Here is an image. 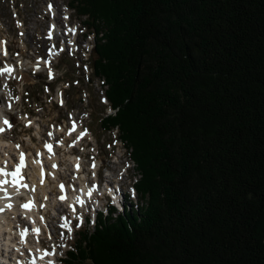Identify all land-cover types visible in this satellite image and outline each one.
<instances>
[{
    "label": "trees",
    "instance_id": "trees-1",
    "mask_svg": "<svg viewBox=\"0 0 264 264\" xmlns=\"http://www.w3.org/2000/svg\"><path fill=\"white\" fill-rule=\"evenodd\" d=\"M72 5L143 176L139 208L80 230L61 264H264V0Z\"/></svg>",
    "mask_w": 264,
    "mask_h": 264
},
{
    "label": "rangeland",
    "instance_id": "rangeland-1",
    "mask_svg": "<svg viewBox=\"0 0 264 264\" xmlns=\"http://www.w3.org/2000/svg\"><path fill=\"white\" fill-rule=\"evenodd\" d=\"M107 6L111 19L119 24L113 9ZM77 13L72 0H0V69L5 66L10 69L0 70V94H3L0 105L11 124V127L5 128V139L14 143L11 149L7 148L5 154H10L15 162L18 161L17 156H20L19 151L26 152V155L34 154L46 170L45 184L51 180L47 188L49 197L45 196L46 191L42 189V176L38 177L40 183L35 184L38 187L34 194L36 205L38 212L44 216L46 227L41 223L43 231L40 230L37 236L33 235L28 240L29 245L34 248L27 249L21 258H28L30 264L50 262L36 261L31 255L39 245L48 250L55 248L56 254L51 259H56L55 263L61 264L62 258H66V252L74 246L80 230H93L99 223V218L110 223H117L119 216L126 218L121 202L106 197L103 186L111 182L128 185L135 176V168L132 166L128 169L125 180L118 173L120 164L124 166V160L129 158L126 147L130 149L133 146L124 138L119 125L105 124L108 118L106 115L111 112L107 106L110 103L107 97L108 85L94 71L95 34L87 27V17ZM68 17L70 20H67ZM123 19L126 20V17ZM51 22H58L66 35L55 37H61V54L47 57L46 63L50 62V65L46 68L43 57L51 47L47 39V28ZM64 24L71 27L77 25L79 30L67 34L70 30ZM124 28L127 31L129 29ZM62 30L58 33H63ZM69 40L75 41L79 49L68 50ZM90 46L91 50L88 49ZM119 110L120 107L115 108V113L110 118L117 116ZM149 150L146 149V157L149 156ZM122 155L124 158L121 163ZM148 162L151 174L156 168L151 158ZM75 163L78 165L77 169L73 168ZM135 163L140 179L143 174L138 163ZM54 164L57 166L55 170H58L56 175L50 173ZM72 175L83 179L74 184V190L86 189L93 183L99 186L84 205H78L75 198L69 197L75 208L59 199L60 185L65 184ZM26 176L29 178V172ZM151 180L152 178L146 180L148 186ZM66 188L73 189L70 186ZM120 191L121 194L125 193L124 188ZM44 198L57 199L58 205L43 206L46 202ZM123 200L128 206L127 212L132 214L131 208L136 205L127 197ZM98 205V209L103 205L105 209L92 214L93 207ZM134 213L136 215L137 211L134 210ZM16 214V218H13L15 221L18 220L20 225L27 223V215H23L19 208ZM63 217L70 221V227L65 230L59 227ZM71 220H74V225ZM13 229L16 231L12 238L15 242L18 241L19 232L16 228ZM1 257L0 251V264H5Z\"/></svg>",
    "mask_w": 264,
    "mask_h": 264
},
{
    "label": "bare ground",
    "instance_id": "bare-ground-1",
    "mask_svg": "<svg viewBox=\"0 0 264 264\" xmlns=\"http://www.w3.org/2000/svg\"><path fill=\"white\" fill-rule=\"evenodd\" d=\"M53 17H55V15H53ZM57 31H59V30H57ZM4 54H7V53L5 52ZM0 70H2V69H0ZM9 74L10 73H7V75H9ZM2 96H3V94H0V98ZM5 117H7L5 115V111L2 108V106L0 105V128L4 129L3 131H0V133H1L0 134V148H1L0 153L2 152V154L0 155V168L3 166L10 167V166L14 165V163H15L14 158H11L10 154L9 155L5 154L7 148L11 149L12 145L14 146V143L5 139V127L3 124V121L6 119ZM90 140H91V138H90ZM116 140H118V139H116ZM2 156H4V158ZM17 158H18V156H17ZM53 159L55 160L56 157ZM33 163L36 164L37 168H35V167L31 168V164H33ZM34 168H35V170H34ZM57 171L54 169V171L52 170V172H50V173L52 175H56ZM27 172H29V178H27L28 175L26 176ZM40 176H42L44 178L42 181L44 184L42 189H44V191H46L45 196L49 197L48 192H47V188L50 186L51 180L48 182L47 185L45 184V182L47 181L46 170L43 168V166H42L41 162L38 160V158L34 154H31L30 155V161H29V167L27 168V170L25 172V182H27V184H29L31 188H30V191L25 192V194H33V196H34V194H36L38 187H36L35 184L37 182L40 183V180L38 179V177H40ZM7 195L9 196V198H5V196H7ZM19 195L20 194L10 195L8 193V190L0 188V210L3 211L2 213H0V251L2 253V257L4 258L3 262H5V264H13V262H14V264H16L15 261L18 258H21L24 255V253H26L27 247L29 249L32 248L31 245H29L28 241L24 242V243H21V241H20V243H17V241L14 242L12 239L15 236L14 234L16 233V231L13 228H16V230H18V232H19V230L22 226V225H20V222L18 220L15 221L13 219V218H16L15 215H17L16 213L18 211V204L20 201ZM59 196H60V193H59ZM56 202H55V199L52 198V204H56ZM35 211H36V208H34L32 211H30L29 214L31 212L35 213L36 221H38V224L42 223V225L44 227H46V224L44 223L45 220H43L44 216L42 214H40L41 212L39 213V212H37V211L35 212ZM15 223H17V225H15ZM17 239H18V236H17ZM17 253H19V254H17ZM2 257H1V260H2Z\"/></svg>",
    "mask_w": 264,
    "mask_h": 264
},
{
    "label": "snow or ice",
    "instance_id": "snow-or-ice-1",
    "mask_svg": "<svg viewBox=\"0 0 264 264\" xmlns=\"http://www.w3.org/2000/svg\"><path fill=\"white\" fill-rule=\"evenodd\" d=\"M7 71H10V69H5ZM3 124L4 125H7L8 127H11V124L9 123L8 120H4L3 121ZM4 129L3 128H0V131H3ZM50 147V146H49ZM23 166V157H21V164L20 165H17V170L16 172L12 173L14 176L18 175L19 174V171H20V168ZM0 171H3V169H0ZM25 208L27 207H30V203L28 204H25L24 205ZM38 231V230H37ZM45 254H48L47 252ZM49 264H51V262H49Z\"/></svg>",
    "mask_w": 264,
    "mask_h": 264
}]
</instances>
